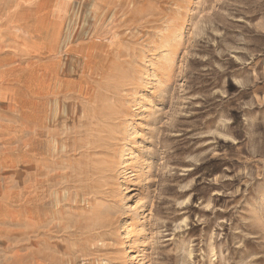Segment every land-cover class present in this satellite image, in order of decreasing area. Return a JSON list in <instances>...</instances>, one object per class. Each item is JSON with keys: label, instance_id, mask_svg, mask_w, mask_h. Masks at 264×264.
<instances>
[{"label": "rangeland", "instance_id": "1", "mask_svg": "<svg viewBox=\"0 0 264 264\" xmlns=\"http://www.w3.org/2000/svg\"><path fill=\"white\" fill-rule=\"evenodd\" d=\"M65 42L0 264H264V0H75Z\"/></svg>", "mask_w": 264, "mask_h": 264}, {"label": "crops", "instance_id": "2", "mask_svg": "<svg viewBox=\"0 0 264 264\" xmlns=\"http://www.w3.org/2000/svg\"><path fill=\"white\" fill-rule=\"evenodd\" d=\"M75 0H0V181H24L32 121L48 101L79 90L65 77V55L79 58L81 44L67 43L66 26Z\"/></svg>", "mask_w": 264, "mask_h": 264}]
</instances>
